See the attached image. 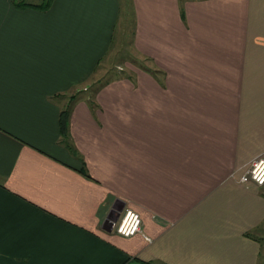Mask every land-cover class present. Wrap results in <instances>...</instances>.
I'll return each instance as SVG.
<instances>
[{
  "label": "crops",
  "instance_id": "obj_1",
  "mask_svg": "<svg viewBox=\"0 0 264 264\" xmlns=\"http://www.w3.org/2000/svg\"><path fill=\"white\" fill-rule=\"evenodd\" d=\"M46 1L0 0V264H261L264 0H131V61L123 0Z\"/></svg>",
  "mask_w": 264,
  "mask_h": 264
},
{
  "label": "rangeland",
  "instance_id": "obj_2",
  "mask_svg": "<svg viewBox=\"0 0 264 264\" xmlns=\"http://www.w3.org/2000/svg\"><path fill=\"white\" fill-rule=\"evenodd\" d=\"M125 1L126 0H123V3H122L121 15L123 18L124 33L126 36L124 37V35H122L121 30H120V24H118L116 29L118 30V34L120 33L123 36V39H122L121 35L117 36L115 34V40H114V43L112 45V48H111L110 54H109L110 58H112V57H114V55L118 54L117 55V61H119V57H121L122 59H129L128 61L134 60V56L132 55V52H131V51H134V49L130 48V45H129L131 40L133 42V34H134V28H135V15H134V8H133L134 5H133L131 0H128L127 2H125ZM135 60L138 62L141 61L138 55L136 56ZM123 64L124 63H122L121 67L123 66ZM140 64L143 66V62H140ZM111 66H114V67L110 68ZM102 68H103V72H102L101 76L110 68L107 76L103 79V80H107V81L116 79L117 77L126 76V72H127V71L125 72L124 67H122V68L116 67L115 63H110V64L107 63ZM100 70L101 69H99V71ZM93 82L94 81H92V82L89 81L86 85H83L82 87H76V89H73V91H70V93H68V95L70 96V102L67 105V107L65 108L67 111H68L69 106L72 104V102H75L77 99L81 98V97H79L81 94L83 96V92L84 93L88 92L87 93L88 95L92 94V92H90V90H93L94 85H96V84L93 85L92 84ZM71 95H73V96L71 97ZM260 235L262 237V253H263L261 264H264V224L262 225V228L260 229Z\"/></svg>",
  "mask_w": 264,
  "mask_h": 264
},
{
  "label": "built area",
  "instance_id": "obj_3",
  "mask_svg": "<svg viewBox=\"0 0 264 264\" xmlns=\"http://www.w3.org/2000/svg\"><path fill=\"white\" fill-rule=\"evenodd\" d=\"M239 182H251L257 186L264 187V158L253 160L245 173L240 177ZM114 230L126 238L140 234L147 242L152 241L143 230V221L140 213L128 206H125L121 212L118 221L115 223Z\"/></svg>",
  "mask_w": 264,
  "mask_h": 264
},
{
  "label": "water",
  "instance_id": "obj_4",
  "mask_svg": "<svg viewBox=\"0 0 264 264\" xmlns=\"http://www.w3.org/2000/svg\"><path fill=\"white\" fill-rule=\"evenodd\" d=\"M125 205H115L112 207L108 219L105 221V229L109 232H111L115 226V223L118 221L120 213L124 209Z\"/></svg>",
  "mask_w": 264,
  "mask_h": 264
},
{
  "label": "trees",
  "instance_id": "obj_5",
  "mask_svg": "<svg viewBox=\"0 0 264 264\" xmlns=\"http://www.w3.org/2000/svg\"><path fill=\"white\" fill-rule=\"evenodd\" d=\"M47 2V3H46ZM44 5L40 8H47L50 5L51 0H47ZM47 4V5H46ZM46 5V6H45ZM67 110H63L60 114V128H61V134L64 135L65 131L67 129V125H68V120H69V116H68Z\"/></svg>",
  "mask_w": 264,
  "mask_h": 264
},
{
  "label": "flooded vegetation",
  "instance_id": "obj_6",
  "mask_svg": "<svg viewBox=\"0 0 264 264\" xmlns=\"http://www.w3.org/2000/svg\"><path fill=\"white\" fill-rule=\"evenodd\" d=\"M123 211V210H122ZM121 214V213H120Z\"/></svg>",
  "mask_w": 264,
  "mask_h": 264
}]
</instances>
